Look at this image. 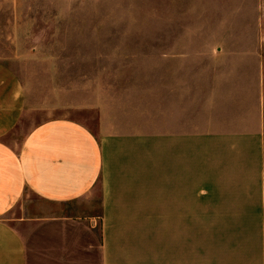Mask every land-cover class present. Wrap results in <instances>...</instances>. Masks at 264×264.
<instances>
[{"label": "crops", "instance_id": "1", "mask_svg": "<svg viewBox=\"0 0 264 264\" xmlns=\"http://www.w3.org/2000/svg\"><path fill=\"white\" fill-rule=\"evenodd\" d=\"M242 54L175 46L127 106L142 114L102 112L97 133L53 119L20 143L27 92L0 61V264H264L263 70ZM31 196L86 209H22Z\"/></svg>", "mask_w": 264, "mask_h": 264}, {"label": "rangeland", "instance_id": "2", "mask_svg": "<svg viewBox=\"0 0 264 264\" xmlns=\"http://www.w3.org/2000/svg\"><path fill=\"white\" fill-rule=\"evenodd\" d=\"M175 46L182 54L246 53V60L231 58L238 65L254 66L259 61L248 53L259 52L264 82V0H0V61L20 77L28 99L8 140L20 143L32 127L58 118L97 133L102 112L142 114L133 109L142 103L137 90L158 83L161 53ZM22 205L44 215L86 209L32 196Z\"/></svg>", "mask_w": 264, "mask_h": 264}]
</instances>
